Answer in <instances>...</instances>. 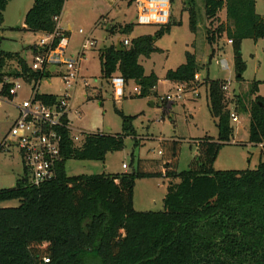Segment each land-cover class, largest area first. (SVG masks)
I'll list each match as a JSON object with an SVG mask.
<instances>
[{
    "label": "trees",
    "instance_id": "trees-1",
    "mask_svg": "<svg viewBox=\"0 0 264 264\" xmlns=\"http://www.w3.org/2000/svg\"><path fill=\"white\" fill-rule=\"evenodd\" d=\"M66 0H33L24 18V28L33 33L53 34ZM188 14L189 29L196 35L198 0H181ZM264 1V0H263ZM8 0H0V25ZM205 42L217 45L225 36L231 40L235 73L242 78L245 63L241 43L264 38V16L255 10V0H201ZM224 11L225 19L220 18ZM172 20L159 26L155 38L142 35L129 40L124 50L114 44L99 49L100 76L111 79L118 74L124 82L138 87L134 96H157L159 78L146 74L139 57L159 51L155 40L170 31ZM132 24L106 27L111 34H127ZM66 35L65 31H61ZM3 37L0 35V45ZM53 40V46L58 42ZM192 47L193 44H192ZM37 51V45L29 48ZM214 57L209 54L208 62ZM200 64L194 51L185 52V61L169 69L164 79L174 83L195 82ZM18 52L0 47V94L11 98L7 79L37 80ZM225 80L204 77L207 106L218 136L192 141L194 148L188 169L177 170L182 141L159 140L160 157L138 159L136 168L120 173L68 176L65 162L70 159L104 161L108 152L118 151L125 138L140 145L132 126L134 117L119 110L122 129L118 133L87 132L79 143L67 134L61 143L62 160L53 179L32 186L27 172L13 187L0 188V264H264V97L258 95L261 81L248 84L244 96L235 95L233 110L249 114L248 144L259 146L261 161L254 169L216 170L218 152L232 141L230 120L232 102L223 89ZM44 102L52 94H38ZM191 146V147H192ZM4 146L0 142V152ZM167 178L162 209L140 211L133 207L136 179ZM17 200V206H1Z\"/></svg>",
    "mask_w": 264,
    "mask_h": 264
},
{
    "label": "rangeland",
    "instance_id": "rangeland-1",
    "mask_svg": "<svg viewBox=\"0 0 264 264\" xmlns=\"http://www.w3.org/2000/svg\"><path fill=\"white\" fill-rule=\"evenodd\" d=\"M32 2L33 0H8L3 22L0 25V35L3 37L1 49L20 53L28 63L32 59L29 48L36 45L39 38L43 36L42 33L22 29L25 15ZM196 7L198 9L196 35L189 29L188 14L183 11L180 0H174L169 17V21L172 20L174 24L171 25L168 33L155 40V46L160 50L153 52L150 57H139L138 61L144 67L145 73L154 72L159 78L156 86L158 95L137 98L133 90L135 82L128 80L124 84V95L116 100L111 79L100 76L99 49L111 44L115 45L118 40L121 42L123 39L130 40L142 35L155 38L156 31L162 25L139 23L135 6L128 0L65 1L59 25L65 31L68 40L66 53L76 54L84 50L79 73L87 82L85 85L82 81H78L74 91L68 90L71 95V111H76L70 114L72 133L121 132L122 120L116 112L119 110L125 115L134 117L132 126L140 141V145L133 149V140L130 137L125 138L123 147L118 151L106 153L104 161L67 160L65 173L68 176L132 171L136 168L138 159L160 157L159 140L170 138L182 141L177 170L188 169L189 161L194 153L192 141L204 136L213 139L218 136L214 119L208 110L205 87L198 88V84L206 76L210 79L229 82L226 94L232 101L229 104L231 110L234 109L233 105L236 102L235 95L244 96L248 91V84L254 80L261 81L258 95L264 97V38L257 41L251 39L242 41L241 53L245 70L242 78L238 79L231 44L227 42L225 36L212 47L205 42V28L208 22L204 17L201 0L197 1ZM255 10L264 15L263 0H255ZM223 16L225 17L224 11L220 13V18L222 19ZM127 23L133 25L132 30L127 34L111 35L106 30L108 26ZM80 29L82 33L79 32ZM86 39L91 44L84 47ZM186 51H194L200 64L196 81L170 83L165 80L167 70L175 69L185 61ZM211 51L214 57L208 62ZM223 60L226 61L228 68L222 67ZM57 70H63V67H58ZM49 75L51 83L47 84V77H45L40 82L38 93L63 94L64 89L58 76ZM178 85L182 88L184 95L171 101L161 99L163 95L177 93ZM23 90L22 86L19 95L14 99L23 98L25 96ZM15 113L13 101L0 94V142L7 135ZM237 114L239 122H231L233 134L236 126L247 128L242 113ZM247 132L245 129V136ZM242 140H238L243 142L242 145L231 144L222 147L214 162L216 170L254 169L258 166L261 161L260 148L248 144V140ZM122 164L128 167L125 171L121 168ZM22 171L16 150L8 151L7 147H4V151L0 152V188L13 187L16 177H20ZM166 184L167 180L161 177L136 179L133 189V207L140 211L161 210ZM17 205V200L5 201L1 204V206Z\"/></svg>",
    "mask_w": 264,
    "mask_h": 264
},
{
    "label": "built area",
    "instance_id": "built-area-1",
    "mask_svg": "<svg viewBox=\"0 0 264 264\" xmlns=\"http://www.w3.org/2000/svg\"><path fill=\"white\" fill-rule=\"evenodd\" d=\"M132 1L136 12L138 22L141 24L164 25L169 21L171 13V0H128ZM62 29L59 22L53 34L43 35L39 38L37 51H31V62L28 63L33 71H40L42 77L37 80L19 78L7 79L12 86L9 94L12 100L19 95V91L24 87L25 96L18 100L14 106L17 109V116L13 120L7 135L2 139V146L7 147L8 151L16 150L22 169L27 172L28 182L32 186L41 184L54 178L56 166L62 160L60 152L63 137L71 139L73 143H79L83 138V133H72L70 114L71 112V95L68 90L74 91L78 81L87 85L86 80L80 75V66L84 50L76 54H67L68 40L61 33ZM80 33L83 31L80 29ZM58 37V42L53 46V40ZM125 45L129 44V39H123ZM231 44V40H228ZM88 39L84 42V47L88 46ZM224 68H228L226 61H221ZM63 67V70H57ZM49 74L57 75L60 84L63 86L64 93L54 95L55 100L44 102L38 98V88L40 82L47 77V84L51 83ZM198 76L195 75V79ZM112 86L116 100L124 95L125 82L119 76L111 78ZM228 81L223 86L226 91ZM134 92H138L135 85ZM182 88L178 85L177 93L174 95H163L161 99L175 100L183 94ZM184 95V94H183ZM230 120L232 123L239 122L238 114L231 110ZM121 168L126 170L125 164Z\"/></svg>",
    "mask_w": 264,
    "mask_h": 264
},
{
    "label": "crops",
    "instance_id": "crops-1",
    "mask_svg": "<svg viewBox=\"0 0 264 264\" xmlns=\"http://www.w3.org/2000/svg\"><path fill=\"white\" fill-rule=\"evenodd\" d=\"M174 2V0H171V10H172V3ZM180 2H181V5H183L182 4V1L180 0ZM257 12V11H256ZM171 14V13H170ZM259 14V13H258ZM261 15V14H260ZM262 16H264V15H262ZM225 19V17L223 16L222 17V20H224ZM60 24V23H59ZM60 26V28H61V25H59ZM62 29V28H61ZM69 29V28H68ZM44 35V34H43ZM221 53H222V50H221ZM221 53H220V55H221ZM219 55V56H220ZM159 81V80H158ZM170 82V81H169ZM170 83H174V82H170ZM259 88V87H258ZM156 91H157V87H156ZM158 93V92H157ZM198 94V93H197ZM11 101H13V103L14 104H16L17 102H18V99H12ZM153 103V102H152ZM15 107V106H14ZM16 108V107H15ZM243 115V117L245 118V121H246V123H247V128H244V126H242V127H239V126H236V128H234L235 129V133L233 134V138H232V141L234 142L235 140L236 141H238V140H241V139H243L242 141H247L248 140V132H247V134H246V136L244 135V131H245V129H247V131H248V121H249V114L248 113H245V114H242ZM16 116H17V109H16V113H15V116H14V118L11 120V124H12V122H13V120L16 118ZM241 129V130H240ZM240 130V131H239ZM239 134V135H238ZM259 147V146H258ZM222 149V148H221ZM125 171V170H124ZM16 179H17V177H16ZM16 179H15V181H16ZM163 179L166 181L167 180V182H168V179L167 178H165V177H163ZM166 186H167V184H166Z\"/></svg>",
    "mask_w": 264,
    "mask_h": 264
},
{
    "label": "water",
    "instance_id": "water-1",
    "mask_svg": "<svg viewBox=\"0 0 264 264\" xmlns=\"http://www.w3.org/2000/svg\"><path fill=\"white\" fill-rule=\"evenodd\" d=\"M115 46L118 50H124V47L121 46L120 40L116 42Z\"/></svg>",
    "mask_w": 264,
    "mask_h": 264
}]
</instances>
